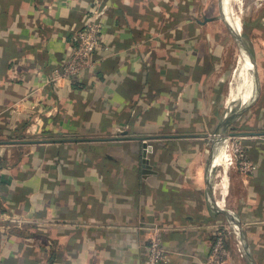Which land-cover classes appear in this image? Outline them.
<instances>
[{
	"label": "crops",
	"instance_id": "0c3cea01",
	"mask_svg": "<svg viewBox=\"0 0 264 264\" xmlns=\"http://www.w3.org/2000/svg\"><path fill=\"white\" fill-rule=\"evenodd\" d=\"M242 2L236 29L224 0H0V264H145L155 223L168 264H208L230 219L223 264H264V0ZM88 20L107 49L49 84ZM234 35L259 84L229 126L247 174L212 163Z\"/></svg>",
	"mask_w": 264,
	"mask_h": 264
},
{
	"label": "built area",
	"instance_id": "2783aa9c",
	"mask_svg": "<svg viewBox=\"0 0 264 264\" xmlns=\"http://www.w3.org/2000/svg\"><path fill=\"white\" fill-rule=\"evenodd\" d=\"M102 23L98 20H88L82 22L74 30L72 50L69 56L60 63L54 65L47 80L53 86L59 85L61 80L76 78L85 68L91 66L94 61L93 53L97 49L105 50L107 45L101 41ZM224 113L232 110V103H227ZM242 136H226L229 141L226 145L227 161L236 165L239 172L247 174L252 173L255 168V162L249 156L246 147L241 141ZM230 143V145H229ZM151 147V146H150ZM225 206V200L222 199L218 204ZM149 229L148 243L145 245V264H168L170 260V251L165 244L169 229L159 224H152ZM230 235H239V231L232 221H218L214 228L213 239L210 251L208 252L206 262L208 264H223L230 256V247L227 244V238Z\"/></svg>",
	"mask_w": 264,
	"mask_h": 264
},
{
	"label": "bare ground",
	"instance_id": "6f19581e",
	"mask_svg": "<svg viewBox=\"0 0 264 264\" xmlns=\"http://www.w3.org/2000/svg\"><path fill=\"white\" fill-rule=\"evenodd\" d=\"M237 1L240 2V0H224V12L226 13L225 16L228 17V18L226 17V20L232 28L234 27L236 29H237V27L240 26V17H239V15H237L234 12L235 11L234 6H235V3ZM244 58H246V57L240 56L237 59L236 67L233 71V86H232V90H231V94H230V98L232 99V107H233V104L237 100L240 101V104L238 105V107L232 108L233 111L237 112L238 118H240L241 115L247 109L250 108V106L248 105V101L250 99H252L254 96V93H253L254 89H253L250 70H249L251 64H250V62L245 61ZM228 141H229L228 138H226L225 141L220 140L217 143V145L215 147V151H214L213 162H212L215 167L221 166L223 163L225 164V162L227 160L226 145H227ZM226 182H227V179H226ZM217 188L220 191L219 193H221V194L224 193L225 188H226L224 185V182L223 181L219 182Z\"/></svg>",
	"mask_w": 264,
	"mask_h": 264
},
{
	"label": "water",
	"instance_id": "95a60500",
	"mask_svg": "<svg viewBox=\"0 0 264 264\" xmlns=\"http://www.w3.org/2000/svg\"><path fill=\"white\" fill-rule=\"evenodd\" d=\"M238 48L240 50V55L244 58L245 61L250 62L251 66H250V75H251V81H252V85H253V89L256 92V97H257V93L259 91V84H258V80H257V76H256V66H255V61L254 58L252 56V54L250 53L249 49L247 48V46L245 45V43L240 39V37L235 36ZM238 118L237 112L231 110L230 112L226 113L225 115H223V118L221 119V121L219 122L218 126L216 127L215 131H214V136L215 138H217L219 141L223 140L226 136L229 135H234V136H243L246 133L245 132H240V131H230L229 130V126L236 121V119ZM150 147L149 145H147L145 142H143V172H148L149 169V165L147 163V159H146V153L147 151H149ZM230 221H232V224L234 223L235 226L237 227L239 234L242 235L243 232L241 230L240 225L238 224L237 221H234L233 219H230Z\"/></svg>",
	"mask_w": 264,
	"mask_h": 264
},
{
	"label": "rangeland",
	"instance_id": "374dc122",
	"mask_svg": "<svg viewBox=\"0 0 264 264\" xmlns=\"http://www.w3.org/2000/svg\"><path fill=\"white\" fill-rule=\"evenodd\" d=\"M239 8V9H238ZM241 8H242V0H240V2L239 1H237L236 3H235V6H234V10H235V13L238 15L239 13L241 14ZM235 50V55L237 56H234L233 57V55H232V61H231V64H230V66H229V68L227 69L228 70V75H227V78H226V82H225V84H226V87H227V92H226V95H227V97L228 98H230V94H231V90H232V86H233V71H234V69H235V67H236V63H237V59H238V57H240L241 55H240V51L238 50V49H234ZM242 57V56H241ZM229 91V92H228ZM226 97V102H225V106H227V100H228V98ZM240 104V101H236L234 104H233V107L232 108H236V107H238V105ZM225 106H224V108H225ZM228 140H229V138H228ZM229 145H230V143H229Z\"/></svg>",
	"mask_w": 264,
	"mask_h": 264
}]
</instances>
